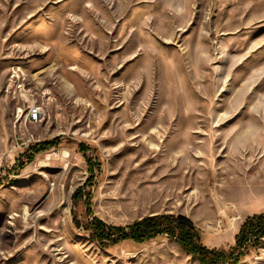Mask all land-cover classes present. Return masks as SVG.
Returning <instances> with one entry per match:
<instances>
[{
    "label": "rangeland",
    "instance_id": "1",
    "mask_svg": "<svg viewBox=\"0 0 264 264\" xmlns=\"http://www.w3.org/2000/svg\"><path fill=\"white\" fill-rule=\"evenodd\" d=\"M88 193L108 225L182 215L235 246L264 213V0H0V264H199L93 241Z\"/></svg>",
    "mask_w": 264,
    "mask_h": 264
},
{
    "label": "trees",
    "instance_id": "2",
    "mask_svg": "<svg viewBox=\"0 0 264 264\" xmlns=\"http://www.w3.org/2000/svg\"><path fill=\"white\" fill-rule=\"evenodd\" d=\"M57 141L40 142L33 147V157L56 145ZM79 151L87 158L89 179L84 186L94 185L95 169L100 168V163L88 157L87 147L79 146ZM100 171V170H98ZM83 187L75 192V198L83 196ZM91 193L85 201L86 211L90 223L85 230L90 231L93 241L103 245H116L120 242L131 241L142 244L158 237H167L174 240L186 253L194 257L199 264H240L250 254L252 249L264 246V213L247 218L241 225L236 236L235 246L229 251L210 249L201 243L200 233L193 222L182 215L156 214L141 218L127 226H113L95 217L91 211ZM76 220V218H75Z\"/></svg>",
    "mask_w": 264,
    "mask_h": 264
},
{
    "label": "built area",
    "instance_id": "3",
    "mask_svg": "<svg viewBox=\"0 0 264 264\" xmlns=\"http://www.w3.org/2000/svg\"><path fill=\"white\" fill-rule=\"evenodd\" d=\"M15 75H12V78H15ZM17 88H21L19 86H17ZM12 89V85L9 84L7 87V92H10V90ZM42 108L36 104H31L30 106H28L27 109V113L24 117V122L25 123H29V124H37V119H41L42 118Z\"/></svg>",
    "mask_w": 264,
    "mask_h": 264
},
{
    "label": "bare ground",
    "instance_id": "4",
    "mask_svg": "<svg viewBox=\"0 0 264 264\" xmlns=\"http://www.w3.org/2000/svg\"><path fill=\"white\" fill-rule=\"evenodd\" d=\"M20 87V86H19ZM19 116L20 117H18V118H21L22 117V115H21V111H19ZM41 121V119H37V123H39Z\"/></svg>",
    "mask_w": 264,
    "mask_h": 264
}]
</instances>
